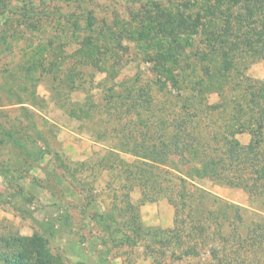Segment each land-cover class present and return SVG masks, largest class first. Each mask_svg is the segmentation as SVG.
<instances>
[{"label": "trees", "instance_id": "obj_1", "mask_svg": "<svg viewBox=\"0 0 264 264\" xmlns=\"http://www.w3.org/2000/svg\"><path fill=\"white\" fill-rule=\"evenodd\" d=\"M122 1L137 6L129 13L138 24L124 27L118 17L112 25L99 24L88 17V34L76 64H86L88 59L97 62L99 41L103 48L110 41L124 48L117 42L126 38L145 49L161 85L174 91L169 92L166 107L167 100L158 109L148 94L136 99L131 93L122 98L116 89H108L110 95L105 99L114 104L119 97L118 102L134 115L119 112L123 115L117 116L119 129L112 137L118 142L107 146L100 165L126 174L129 189L141 188L144 204L164 198L175 212L174 229L146 228L137 205L129 199L125 204L123 197L120 217L128 214L134 238L125 235L122 242L134 246L142 235L151 236L163 248L169 242H185V256L198 257L201 247L210 246L214 264H264V80L247 76L250 66L264 59V0ZM58 66L54 64V68ZM60 73L53 74L54 82L67 77L84 80L77 65L67 76ZM211 93L220 96L216 112L208 101ZM56 97L57 91L53 93ZM70 107L68 115L79 120L93 111L87 101ZM205 119L207 123H203ZM246 132L252 133L248 145L237 139ZM98 136L95 141L104 142ZM122 153L134 161L127 162ZM206 179L239 185L251 196L250 208L214 196L202 185ZM113 214H103L102 221L110 222ZM8 242L5 247L12 251L0 252L5 264H64L42 237H14Z\"/></svg>", "mask_w": 264, "mask_h": 264}, {"label": "rangeland", "instance_id": "obj_2", "mask_svg": "<svg viewBox=\"0 0 264 264\" xmlns=\"http://www.w3.org/2000/svg\"><path fill=\"white\" fill-rule=\"evenodd\" d=\"M136 7L122 0H0V252L12 251L6 248L11 238L39 236L64 264H214L210 246L201 247L200 255L192 257L185 256L183 241L181 245L169 242L163 248L152 242L151 236L142 235L134 246L121 240L125 235L134 238L128 214L120 217L123 197L125 204L129 199L137 205L146 228L172 230L174 224L167 228L168 212L163 205L150 213L155 226L145 224L142 205L166 202L175 212L164 198L144 204L141 188L129 189L126 174L124 178L100 165L107 146L118 142L112 137L119 129V112L134 115L118 102L119 97L114 104L105 99L110 95L107 91L114 88L122 98L131 93L136 99L148 94L159 109L166 100L165 107L170 102L169 92L174 89L161 85L145 49L126 38L117 43L128 49L111 41L103 48L99 41L96 54L92 51L97 62H76L88 34V17L110 25L118 17L119 25L134 27L138 22L129 12ZM56 63L59 66L54 68ZM76 65L84 80L67 77L61 83L53 81L55 72L67 76ZM247 76L263 81L264 59L253 63ZM34 78L37 80H31ZM208 96L214 108L220 96ZM86 101L93 108L88 117L79 120L68 115L71 103ZM106 130L107 135L103 134ZM97 135L104 142L97 143ZM237 139L248 145L252 133L240 134ZM121 157L134 161L129 154ZM202 185L221 200L250 208V194L237 184L221 185L206 179ZM103 214H113L110 222L102 221ZM147 218L146 223H151L148 213Z\"/></svg>", "mask_w": 264, "mask_h": 264}, {"label": "crops", "instance_id": "obj_3", "mask_svg": "<svg viewBox=\"0 0 264 264\" xmlns=\"http://www.w3.org/2000/svg\"><path fill=\"white\" fill-rule=\"evenodd\" d=\"M164 206L163 208H165L168 212V219H167V228H171L174 224V213L172 211V209L170 208V205H168L166 202H161V203H157V204H152V206L150 205H142L141 206V213L144 215L143 216V222L145 221V224L149 225V226H155L154 225V216L151 215L150 213H152L153 209H158L160 206ZM158 211V210H157ZM147 213H148V216H149V220H151V223L147 222L148 218H147ZM146 215V216H145ZM160 215H162L160 213ZM160 215L158 214V216L160 217Z\"/></svg>", "mask_w": 264, "mask_h": 264}]
</instances>
